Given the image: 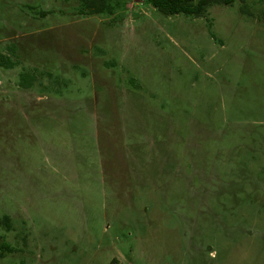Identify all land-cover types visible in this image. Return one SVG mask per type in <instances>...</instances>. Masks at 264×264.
<instances>
[{
	"label": "rangeland",
	"instance_id": "1",
	"mask_svg": "<svg viewBox=\"0 0 264 264\" xmlns=\"http://www.w3.org/2000/svg\"><path fill=\"white\" fill-rule=\"evenodd\" d=\"M109 2L0 0V264H264V2Z\"/></svg>",
	"mask_w": 264,
	"mask_h": 264
},
{
	"label": "trees",
	"instance_id": "2",
	"mask_svg": "<svg viewBox=\"0 0 264 264\" xmlns=\"http://www.w3.org/2000/svg\"><path fill=\"white\" fill-rule=\"evenodd\" d=\"M245 4L250 0H238ZM263 1L264 0H259ZM82 13L84 14H97L111 11V4L109 0H79ZM152 8L163 15L183 14L185 16L199 17L202 16L206 8L211 4L229 5L233 0H145ZM240 9L246 11L245 6H240ZM27 77L25 72L19 74L20 84L23 86L22 80ZM31 81V80H30ZM27 83V84H26ZM25 86L29 85V81ZM10 218L7 215L0 216V228L9 230ZM12 252V247L4 241L0 242V257L6 253ZM21 264V263H18Z\"/></svg>",
	"mask_w": 264,
	"mask_h": 264
}]
</instances>
